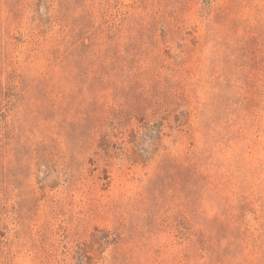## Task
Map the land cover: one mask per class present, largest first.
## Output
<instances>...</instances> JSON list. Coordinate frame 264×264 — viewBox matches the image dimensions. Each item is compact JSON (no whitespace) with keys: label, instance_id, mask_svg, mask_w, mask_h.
<instances>
[{"label":"rangeland","instance_id":"1","mask_svg":"<svg viewBox=\"0 0 264 264\" xmlns=\"http://www.w3.org/2000/svg\"><path fill=\"white\" fill-rule=\"evenodd\" d=\"M0 264H264V0H0Z\"/></svg>","mask_w":264,"mask_h":264}]
</instances>
